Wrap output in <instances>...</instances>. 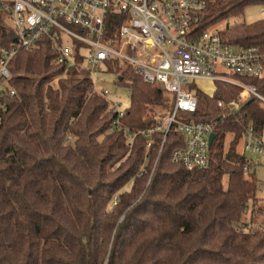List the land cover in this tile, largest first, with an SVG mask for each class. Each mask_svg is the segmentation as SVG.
I'll list each match as a JSON object with an SVG mask.
<instances>
[{
	"label": "trees",
	"instance_id": "16d2710c",
	"mask_svg": "<svg viewBox=\"0 0 264 264\" xmlns=\"http://www.w3.org/2000/svg\"><path fill=\"white\" fill-rule=\"evenodd\" d=\"M251 4L264 0H207L195 26L237 17ZM0 11V44L9 47L14 32ZM120 23L108 17L106 43L115 45ZM220 33L264 52V17ZM56 56L44 38L8 64L14 94L0 97V264H264L256 166L237 149L249 127L262 134L260 101L231 110L218 102L236 98L238 86L217 81L212 95L197 89L196 110L180 113L213 120L215 137L208 166L188 170L171 161L182 133L174 124L157 130L173 110L172 94L131 66L110 68L130 90L117 117L91 78ZM250 80L264 96V77Z\"/></svg>",
	"mask_w": 264,
	"mask_h": 264
},
{
	"label": "built area",
	"instance_id": "2783aa9c",
	"mask_svg": "<svg viewBox=\"0 0 264 264\" xmlns=\"http://www.w3.org/2000/svg\"><path fill=\"white\" fill-rule=\"evenodd\" d=\"M206 3L207 0H0L15 39L12 46L0 44V97L5 92L14 94L12 88L7 91L11 58L19 48L30 50L44 38L56 50V63L65 69L84 71L91 80L97 68L131 66L146 82L173 95V110L157 127L166 134L174 124L184 136V146L173 151L171 161L188 170L204 169L209 162L208 138L213 132V120H179L176 116L196 110L197 82L214 85L223 81L240 88L235 99L218 102L221 108L237 110L251 98L258 99L264 107V96L250 80L264 77V52L225 42L220 30L196 28L195 14L202 12ZM110 15L121 18L112 39L115 45L104 40ZM261 16L264 17V6ZM94 92L108 101V111L117 117L123 115L124 109L108 97V91L94 87ZM151 132L143 131L147 135ZM244 152L264 156V142L250 127L244 135Z\"/></svg>",
	"mask_w": 264,
	"mask_h": 264
},
{
	"label": "rangeland",
	"instance_id": "374dc122",
	"mask_svg": "<svg viewBox=\"0 0 264 264\" xmlns=\"http://www.w3.org/2000/svg\"><path fill=\"white\" fill-rule=\"evenodd\" d=\"M262 8H263V6L258 5V4L248 5L244 8L242 15H239L237 17H231L227 20L209 25L208 27H210L211 29H214V30H222V29H224V27L226 25H234V24L240 23L242 21H244L246 23L253 22V21L258 20L262 17L261 16ZM0 12H2V11H0ZM5 19L7 21H9L7 17H5ZM116 79H117V74L114 72V70L113 69L106 70L104 67L97 68L94 71L93 76H92V81H93L94 87L98 90L102 89V90L108 91V94H107L108 97L114 101L119 102L120 107L122 109H125L126 107L129 106L130 90L125 86L117 84ZM197 85H198V89L200 91H202L203 93H205L207 95H212V93L214 92L213 90L215 89L216 82L213 85V84H210L208 81H198ZM213 87H214V89H213ZM261 106H263V105L261 104ZM157 112H158L159 118H161V117L165 118L167 116V113L162 108L157 109ZM176 116L179 120L183 119L181 113H178ZM68 136H70V135H68ZM229 137L230 136H227V140L225 141V147L227 146V142H228ZM261 138L264 142V128H263V131L261 134ZM237 149L239 152L244 153L245 156L247 158H249L252 161V163H254L256 166L255 167L256 178L258 180V184L261 185L260 188L257 187V197L259 199L258 205L264 208V156L244 152V137L240 140V142L237 146ZM130 186H131V183H129V185L125 186V188L130 189ZM262 219H264V214H262L260 217V220H257V221H261ZM258 223H261V222H258ZM262 226L264 227V225H262Z\"/></svg>",
	"mask_w": 264,
	"mask_h": 264
},
{
	"label": "water",
	"instance_id": "95a60500",
	"mask_svg": "<svg viewBox=\"0 0 264 264\" xmlns=\"http://www.w3.org/2000/svg\"><path fill=\"white\" fill-rule=\"evenodd\" d=\"M227 26H228V25H226V27H227ZM120 79H121V78H120ZM214 137H215V133L212 132V133L209 135V138H208L209 145H211V143H212Z\"/></svg>",
	"mask_w": 264,
	"mask_h": 264
}]
</instances>
